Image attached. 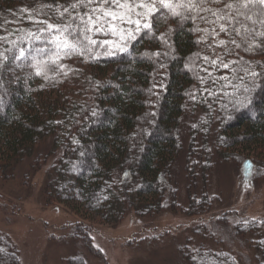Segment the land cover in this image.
Wrapping results in <instances>:
<instances>
[{
	"label": "trees",
	"instance_id": "obj_1",
	"mask_svg": "<svg viewBox=\"0 0 264 264\" xmlns=\"http://www.w3.org/2000/svg\"><path fill=\"white\" fill-rule=\"evenodd\" d=\"M70 2L0 0V35L13 29L34 30L24 18L27 13L20 11L23 8ZM208 6L223 8V0ZM201 15L212 19L210 13ZM197 27H215L219 32L218 25L199 18L178 23L177 18L165 17L154 23V35L142 32L133 41L135 51L131 55H101L87 60L74 55L61 60L67 65V76L49 73L45 80L34 75L30 67L0 68V174L32 159L41 142L50 138L53 154L59 155L46 175L44 195L48 205H76L112 226H118L131 212L142 218L165 212L190 218L205 215L210 211L209 199L204 194L206 187L198 191L197 179L205 182L217 161L242 159L243 165L251 163L257 180L264 171V151L258 156L249 149H264V36L250 34L249 41L261 46L246 51L248 45L240 36L220 32L214 40L209 31L203 42L201 37L206 34L194 31ZM255 27L264 32L259 24ZM160 36L162 40L154 38ZM232 38L240 48L230 42L215 46L218 40ZM226 48L230 54H225ZM145 52L160 55L148 58L143 56ZM205 56L238 61L231 67L260 75L214 69L210 60L205 62ZM224 75L244 76L243 84L251 91L244 93L241 88L235 96H210L209 92H218L223 83H213L212 78ZM243 96L251 97L252 104L236 105ZM184 156L185 181L190 186L187 207L179 203V181L183 177L179 161ZM37 164L31 169L40 168ZM73 230L74 237L90 245L85 225ZM237 232L251 234L258 264H264V221H241ZM180 253L187 264H241L223 251L199 248L193 253L182 248ZM20 263L10 238L0 232V264Z\"/></svg>",
	"mask_w": 264,
	"mask_h": 264
},
{
	"label": "rangeland",
	"instance_id": "obj_2",
	"mask_svg": "<svg viewBox=\"0 0 264 264\" xmlns=\"http://www.w3.org/2000/svg\"><path fill=\"white\" fill-rule=\"evenodd\" d=\"M256 149L249 151L258 156L264 151ZM58 155L48 138L32 159L0 174V232L10 238L20 264H187L182 248L223 251L241 264H258L251 234L237 232L241 221H264V171L255 180L251 163L217 161L205 182L197 179L198 191L206 187L210 204L203 216L165 212L142 218L131 212L112 226L76 205H48L46 175ZM179 162V203L187 207L185 156ZM36 164L41 169L32 170ZM84 225L90 245L74 237L73 227Z\"/></svg>",
	"mask_w": 264,
	"mask_h": 264
},
{
	"label": "snow or ice",
	"instance_id": "obj_3",
	"mask_svg": "<svg viewBox=\"0 0 264 264\" xmlns=\"http://www.w3.org/2000/svg\"><path fill=\"white\" fill-rule=\"evenodd\" d=\"M221 2L222 0H71L64 5L40 4L33 9L23 8L20 11L27 13L24 18L34 26V30L13 29L7 35H0V68L30 67L34 70V75L43 76L45 80L49 78V73L54 75L62 73L67 76L68 72L64 71L67 65L60 63L61 60L74 55L84 57L85 60L89 57L98 59L101 55L106 57L131 55L135 51L132 47L133 41L140 37L142 32L144 35H154V23L165 17L177 18L178 23L185 20L195 22L199 18L218 25L219 32L215 27L211 30L198 27L194 29L206 34L201 37L203 42L207 41L209 31L214 40L223 32L229 37L233 34L240 36L243 43L248 45L246 51L260 47L261 45L256 44L254 40L249 41L248 37L250 34L264 36V32L258 31L255 27L257 24L264 27V0H223V8L214 9L208 6ZM45 9L48 11H44ZM201 13H210L212 19ZM45 15L47 19H40ZM53 20L59 22L53 23ZM97 36L110 38L98 40L95 38ZM154 38L162 40L163 36ZM229 42L236 48L241 47L235 38L230 41L218 40L215 46L224 47ZM261 44H264V41ZM225 54H230V50L226 48ZM159 55L160 53H143V56L148 58ZM203 59L205 62L210 60L206 56ZM210 63L214 69L216 67L229 69L231 73L243 71L251 77L260 75L256 71L249 72L246 68H233L231 65L237 64L238 61L225 62L222 57L211 59ZM208 75L212 77L211 72ZM200 80L201 83L205 82L203 77H200ZM217 80L223 83L218 92H209L210 96L218 97L221 93L225 96H235L241 88L244 93L251 91L243 84L244 76L224 75L212 78L213 83ZM234 80H238L239 83H234ZM228 88L233 91L226 92L225 89ZM235 104L247 107L252 104V99L243 96L236 100Z\"/></svg>",
	"mask_w": 264,
	"mask_h": 264
}]
</instances>
